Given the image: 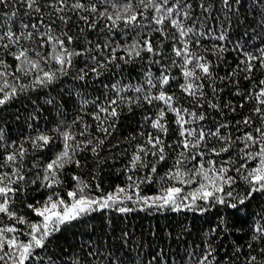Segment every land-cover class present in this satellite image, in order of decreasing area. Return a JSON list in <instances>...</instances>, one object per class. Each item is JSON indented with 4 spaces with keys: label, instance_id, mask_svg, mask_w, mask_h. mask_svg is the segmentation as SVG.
Returning a JSON list of instances; mask_svg holds the SVG:
<instances>
[{
    "label": "trees",
    "instance_id": "obj_1",
    "mask_svg": "<svg viewBox=\"0 0 264 264\" xmlns=\"http://www.w3.org/2000/svg\"><path fill=\"white\" fill-rule=\"evenodd\" d=\"M52 2L36 0L32 9L21 0L0 5V35L9 28L22 34L19 42L9 48L3 47L9 43L7 39L0 40V60L6 66H0V87L9 93L16 89L0 105V175L8 174L0 187L13 189L10 209L26 221L19 224L0 213V227L15 225L17 232L9 235L27 242L29 224L42 220L27 205L40 207L54 193V199L71 203L67 193L81 187L90 196H106L117 186L126 187L128 176L135 180L151 176L150 182L140 184L141 196L159 195L171 184L183 188L181 197L195 192L199 177L183 185L167 178L175 170V161L184 159L180 154L184 152L186 157L191 150L182 147L176 114L163 101L153 99L149 103L145 99L164 91L173 97V107L186 110L181 113L188 122L185 127L203 129L205 133L220 130L219 137L207 136L195 150L203 156L187 160L182 170L190 174L201 160L206 170L207 161H213L216 168H227L226 176L233 177L234 182L216 193L226 202L210 197L207 201L197 198L193 203L189 196L178 200L177 211L171 207L144 208L132 201L100 209L61 225L59 231L46 238L43 249L34 250L41 259L33 260V264H200L206 255L207 264H264V232L256 231L264 226V190L247 197L251 185L244 179L259 164V158L246 159L244 153H256L260 147L259 142H246L244 136L251 133L258 137L256 129H264V118L254 111L259 106L255 97L259 81L264 80V67L254 60L249 72L244 63V53L260 56L264 50V0H229L227 5L224 0H179L180 13H189L187 17L181 15L182 24L185 29H193L184 38L167 21L156 25L154 8L144 7L159 0H65L67 7L60 13L50 6ZM76 3L85 7L72 9ZM129 3L131 12L137 15L130 25L121 20L113 26L106 16L98 14L107 10L113 17L117 11L124 15L123 6ZM172 3L169 0V6ZM56 6L60 7L59 3ZM92 6L97 12L91 11ZM59 16H64L67 23ZM32 24L37 28L33 29ZM28 33H32L31 39L25 38ZM45 33L62 39V33L72 37L71 42L65 39L64 43L68 52L75 53L70 65L56 62L53 57L59 46L44 43ZM220 35L225 39H218ZM145 41L153 45L152 53L144 50ZM185 41H189V53L208 64L210 75L194 68V64L185 65L183 58L175 55L173 49L182 47ZM21 49H28L27 61H17L10 54ZM136 51L140 52L138 56ZM28 61L38 66L32 68ZM185 69L194 70L199 79L185 78ZM44 72L54 74V78L41 84L38 78H43ZM163 75L170 78L167 85L161 84ZM189 82L195 95L181 87ZM3 95L0 92V98ZM101 108L108 111L101 112ZM112 109L116 116L109 114ZM161 110L165 112L162 123L166 132L152 127ZM245 118L251 123L244 124ZM63 132L73 137L68 141L72 162L58 170L59 183L48 188V181L43 179L45 168L63 151ZM40 135L50 137L47 146L34 145V141L41 143L36 140ZM156 136L164 147L163 161L158 159V149L148 144L149 137ZM21 149L23 157L19 155ZM153 151L156 156L151 154ZM10 153H16L17 159L6 164L5 157ZM135 154H140L142 160L133 168ZM242 164L246 167L241 168ZM153 165L155 173H151ZM15 169L25 177L23 181L17 182L12 174ZM9 179L13 183L9 184ZM242 199L244 203L240 204ZM120 206L133 210L121 213L117 210Z\"/></svg>",
    "mask_w": 264,
    "mask_h": 264
},
{
    "label": "snow or ice",
    "instance_id": "obj_2",
    "mask_svg": "<svg viewBox=\"0 0 264 264\" xmlns=\"http://www.w3.org/2000/svg\"><path fill=\"white\" fill-rule=\"evenodd\" d=\"M21 2H26L27 7L29 9H32L34 5H36V0H21ZM143 3V0H141ZM9 3V0H0V5H6ZM59 3L60 7H57L56 4ZM224 3L227 5L229 4V0H224ZM237 3H239V0H237ZM52 8L55 9L57 13L63 12L64 8L67 7L65 4V0H53V2L50 4ZM85 5L81 3H76L71 6L72 9H82ZM115 7V5H113ZM145 8L152 7L154 8L155 12L157 13L156 16L153 17L154 22L156 25H162L166 21L170 23L172 27L177 29L179 33V37L184 38L189 35V33L193 32L192 28L185 29L182 21L180 19L181 15L183 17H187L189 13L185 11L183 14L180 13L179 8V0H173V3L171 6H169V0H159V3H153L150 2L148 4H144ZM132 5L131 3L126 4L123 6V13L121 14L120 11H117L113 17L112 14H109L107 10L104 12L98 13L100 16H106L109 21L112 22V25L115 26L117 21L123 20L126 25H130L133 22L137 20V15L134 12H131ZM35 10L37 12L40 11L39 7H36ZM92 12H97V8L95 6L91 7ZM175 13V18H174ZM15 15V13H13ZM59 19L67 23V20L64 16H59ZM85 21H87V17H82ZM261 23L264 24V20H261ZM90 27H95V24L89 23ZM22 27L27 28L28 25H22ZM31 27L33 29L37 28L36 24H32ZM156 31H160L163 33V29L157 28ZM44 35V43L53 44L59 46V51L57 54L54 55V59L58 64L61 66L67 64H71V56L75 53L68 52L67 49L64 47L65 39H67L68 42L72 41V37L68 36L67 33H62V36L65 39H62L60 37H56L51 35L50 33H45ZM32 33H28L27 37L28 39H31ZM22 38L21 35H17L15 32L11 30V28L8 29L3 35H0V40L7 39L9 43L4 44V48H9L12 44H17L19 40ZM218 39L223 40L225 39L224 35H220ZM43 46V44L41 45ZM107 47V45H105ZM135 48V45L133 46ZM144 50H146L149 53H152L153 45L149 41L144 42ZM175 55L177 57H182L183 62L185 65L194 64V68L200 69V71L207 75H210L209 66L206 62H199V60L195 57H193L189 53V41H185L182 45V47L174 48L173 49ZM17 61H27L28 59V49H21L17 52H11L10 53ZM137 56L140 54L139 51H136L135 53ZM246 64V70L251 72L253 69L252 61L259 60L262 67H264V50H261L260 56H255L251 53H244ZM115 58L114 56L112 57ZM195 61V63H194ZM31 64L32 68H36L38 65L37 63H33L31 61H28ZM0 66H5L4 61L0 60ZM102 66V65H101ZM6 67V66H5ZM19 70V69H18ZM63 70V67L61 68V71ZM93 71H96L94 68ZM183 76L185 78H193L199 79V77H196L194 70H188L185 69L183 71ZM54 78V74L49 72H44L43 78H38L39 83L43 84L51 79ZM83 78V77H81ZM169 76L163 75L161 79L162 85H167L169 83ZM7 83V82H5ZM151 84V81H149ZM259 92L256 94V99L259 101V106L254 109V111L259 114L262 118H264V80L259 81ZM184 92L189 93V95H195V92L193 91V83L189 82L186 85L181 86ZM199 87V85L197 86ZM16 89L12 88L11 93L6 92L3 87H0V92H3V98H0V105H3L6 103L12 95L15 94ZM137 92L141 91V89L137 88ZM202 95V93H201ZM146 100H148L149 103L152 102L153 99L163 101L165 105L168 106V108L176 114L177 120L176 123L180 125V136L182 137L181 144L184 150L188 151V155L185 157V153L182 152L180 155L184 157V159H178L175 161V170L170 171L167 174V178L169 181L175 180L179 184H189L193 182V180L197 177L200 178L199 187L196 189L195 192L189 193V196L191 197L193 203L196 201L197 198L203 199L207 201L210 197L215 198L220 203H225L226 201L222 197L216 196V193L222 192L223 187L226 184H232L234 182L233 177L226 176L227 168L221 166L219 168L215 167V164L213 161H207L208 169H205V161L201 160L197 165H195L191 171V173L184 172L182 170V166L187 160L195 161L197 159V156H203L202 152H195L196 149H198L202 142L205 141L207 136H216L219 137L220 130L217 129L214 133H205L203 129L196 130V129H189L185 127V124L188 123L185 118L181 115L182 112L186 111L184 109L175 108L172 106V96L166 95L164 91H160L159 95L149 98L145 97ZM112 104H115L116 101H111ZM215 107V105H212ZM101 112H106L108 109L101 108ZM111 116H116L115 109H112L109 113ZM165 112L161 110L156 119L152 121V127L159 129L163 132L167 131V128L162 123V120L164 118ZM193 116L196 115V113H192ZM96 119L99 120L100 116L99 114L96 115ZM200 120L204 119L203 115L199 116ZM244 124H250L251 119L245 118L243 121ZM221 127H224L222 125ZM104 131H107L106 129H102ZM257 132H259L258 137H254L251 133H247L244 136V139L246 142H249L251 144H256L259 142L260 147L259 151L256 153L251 152H245L244 156L246 159L250 160H256L259 158V164L257 167L252 168L250 171H248L247 175L244 176V179L251 185L250 191L247 194V197H250L254 192L264 190V129H256ZM83 134V133H82ZM64 139V145H63V151H61L55 159H53L51 162H49L46 165L45 168V175L43 179L45 181H48V183L45 185V187L51 188L54 184L59 183V181L56 179L57 172L60 169H63L64 166L70 162H72V156L69 153L70 145L68 143L69 140L73 139L72 135L69 132H63L61 133ZM191 138V139H190ZM2 139V137H0ZM220 139H224L223 137H220ZM37 141L41 142L40 144H36L34 141V145L37 147H45L50 142V137L46 135H40L36 138ZM100 143H103V141H100ZM148 144L152 145L153 148L158 149V159L160 161L165 160L164 156V147L162 146L161 139L156 137H149ZM248 145L246 144V147ZM227 148H221L220 151H227ZM74 151V150H73ZM95 151V149H93ZM215 152L216 150L213 149ZM141 153L145 152L144 148L140 149ZM153 156L157 155L156 151H153L151 153ZM219 153H217L218 155ZM19 155L23 157L24 151L21 149L19 152ZM17 159L16 153H10L5 157V163H14ZM142 157L140 154H135L132 158V167H137V162L141 161ZM78 164L79 162L76 161ZM144 167H147V165H141ZM246 165L242 164L241 168H245ZM236 171H240V168H237ZM156 172V167L153 165L151 167V173ZM17 177L18 181H23L25 177L23 175L19 174V169H15L12 173ZM8 174H2L0 175V181H3ZM74 180H77L79 182L78 177H73ZM129 183L126 187H120L117 186L115 192L108 193L106 196L101 197H93L88 194H85L83 187L79 189V191H70L67 193L68 197H71V203H66L65 200L60 198H53V195H56L55 193L53 195H50L47 197L44 204L40 207H37L33 204L27 205L29 209H32L37 216L41 217L42 220L38 223H30L29 224V232L28 235L30 236V239L27 242H23L17 239V236L15 235H9L12 233L17 232V228L15 225L13 226H7V227H0V262L2 264H33V260L39 261L41 258L34 255L35 249H43L44 248V241L47 237H49L54 232L59 231L60 226L69 223L73 220L78 219L79 217L83 215H87L91 212L105 209V208H112L117 205H123L125 201H132L134 204L144 207V208H168L171 207L173 211H177L180 208V204L178 203V200L180 199H188L189 196H183L181 197V193L183 191V188L180 186H176L175 184H171L169 187L164 188L159 195L155 196H141L140 195V184L141 183H148L151 181V176H145L140 180H135L133 176L127 177ZM163 179V178H162ZM8 183L11 184L13 181L11 179L8 180ZM13 192V189L6 186L0 187V213L6 214L10 219L16 220L19 224H24L25 218L20 216L17 217V214L15 211L10 209V198L9 194ZM228 196H231L232 193L228 192ZM135 197V199H133ZM246 197V198H247ZM240 204L244 203V200L239 201ZM185 207H188V205H185ZM231 207L235 208L236 205L233 204ZM117 210L121 213L132 211L133 209L120 206L117 207ZM258 232H264V226L256 229ZM89 255H92L91 253ZM252 261H255L256 258L252 257ZM208 256L202 258L200 261V264H207Z\"/></svg>",
    "mask_w": 264,
    "mask_h": 264
}]
</instances>
